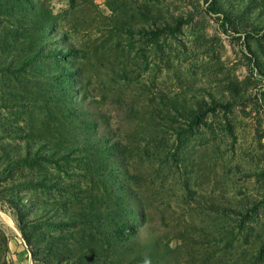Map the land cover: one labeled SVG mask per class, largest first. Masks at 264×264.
Here are the masks:
<instances>
[{
    "label": "rangeland",
    "instance_id": "374dc122",
    "mask_svg": "<svg viewBox=\"0 0 264 264\" xmlns=\"http://www.w3.org/2000/svg\"><path fill=\"white\" fill-rule=\"evenodd\" d=\"M0 211V264H264V0H0Z\"/></svg>",
    "mask_w": 264,
    "mask_h": 264
},
{
    "label": "bare ground",
    "instance_id": "6f19581e",
    "mask_svg": "<svg viewBox=\"0 0 264 264\" xmlns=\"http://www.w3.org/2000/svg\"><path fill=\"white\" fill-rule=\"evenodd\" d=\"M1 212V211H0ZM3 216H4V214H3ZM6 216V215H5ZM8 216V215H7ZM9 217V216H8ZM3 222H5L6 223V221H3ZM8 222V221H7ZM8 224H10V221L8 222ZM11 227V226H10ZM12 228V227H11ZM12 230H14V229H12Z\"/></svg>",
    "mask_w": 264,
    "mask_h": 264
},
{
    "label": "trees",
    "instance_id": "16d2710c",
    "mask_svg": "<svg viewBox=\"0 0 264 264\" xmlns=\"http://www.w3.org/2000/svg\"><path fill=\"white\" fill-rule=\"evenodd\" d=\"M29 243V241H27Z\"/></svg>",
    "mask_w": 264,
    "mask_h": 264
}]
</instances>
